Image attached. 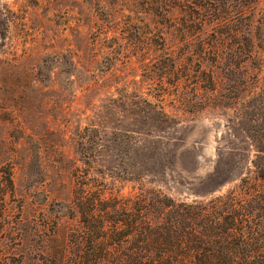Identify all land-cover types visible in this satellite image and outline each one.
I'll use <instances>...</instances> for the list:
<instances>
[{
    "label": "rangeland",
    "instance_id": "374dc122",
    "mask_svg": "<svg viewBox=\"0 0 264 264\" xmlns=\"http://www.w3.org/2000/svg\"><path fill=\"white\" fill-rule=\"evenodd\" d=\"M81 194L264 233V0H0V264H71Z\"/></svg>",
    "mask_w": 264,
    "mask_h": 264
},
{
    "label": "trees",
    "instance_id": "16d2710c",
    "mask_svg": "<svg viewBox=\"0 0 264 264\" xmlns=\"http://www.w3.org/2000/svg\"><path fill=\"white\" fill-rule=\"evenodd\" d=\"M189 28L186 21L177 29L185 35ZM127 200L126 217H115L119 208L101 205L106 199L99 195L81 194L75 200L83 228L71 264H264V233L256 227L233 223L222 231V239H211V223L197 234L189 229L195 216L204 222L206 208L194 211L191 203L159 197ZM124 241L127 250L118 254Z\"/></svg>",
    "mask_w": 264,
    "mask_h": 264
}]
</instances>
